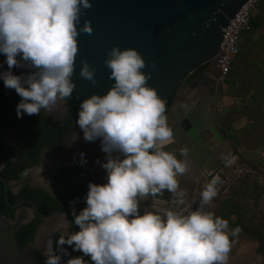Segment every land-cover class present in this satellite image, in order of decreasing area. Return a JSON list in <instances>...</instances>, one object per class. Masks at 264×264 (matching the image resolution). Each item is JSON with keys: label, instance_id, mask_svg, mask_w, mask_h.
<instances>
[{"label": "clouds", "instance_id": "obj_1", "mask_svg": "<svg viewBox=\"0 0 264 264\" xmlns=\"http://www.w3.org/2000/svg\"><path fill=\"white\" fill-rule=\"evenodd\" d=\"M92 0H0V54L8 70L0 72L6 88L21 97L18 118L52 112L71 97L79 52L78 37L92 34L91 20L81 26L84 10ZM105 65L114 81L106 94H92L79 105L76 123L85 141L100 139L106 162V183L89 182L86 207L73 221L63 213L58 240L44 248L45 264H62L65 245L80 251L63 264H228L231 237L229 221L206 211L218 194L219 176H213L199 193L198 207L180 189L178 177L191 169L187 146L169 150L174 130L168 123L167 105L155 87L147 83L151 72L136 48L113 46ZM27 68L17 75L12 69ZM156 67V61L151 62ZM96 68L82 62L80 76L96 85ZM71 143L79 139L73 132ZM80 164L87 163L84 152ZM100 162V161H98ZM232 158H225L231 164ZM164 190L173 193L175 208L163 214L141 213L140 203ZM73 224L78 231H69ZM90 257V261L84 259Z\"/></svg>", "mask_w": 264, "mask_h": 264}, {"label": "water", "instance_id": "obj_2", "mask_svg": "<svg viewBox=\"0 0 264 264\" xmlns=\"http://www.w3.org/2000/svg\"><path fill=\"white\" fill-rule=\"evenodd\" d=\"M247 1L249 0H92V8L84 10L81 17V26L84 21L91 20L94 31L92 34L82 33L78 37L79 52L73 75L76 84L73 92L75 99L80 105L92 94H106L112 87L114 81L109 78L111 70L106 67L105 59L113 46L118 45L121 49L136 48L147 63L143 71L151 72V78L147 82L149 86L155 87L164 100L170 96L176 98L174 115L179 122L186 119L182 126L184 133L181 130V133H174L177 139L185 136L189 142H195L185 159L191 165L195 162L202 165L206 161L205 156L211 157L203 165L207 177L210 179L215 173V176L221 178V183H228L238 174L240 164L233 159L228 147L222 145L223 139L218 133L212 131L209 134V120L206 119L209 113L202 110L201 99L181 84L200 70L205 62L218 55L226 27ZM84 60L97 70L96 85L80 76ZM153 60L156 61L155 68L151 67ZM210 80V76L205 74L200 81ZM184 96L188 99L185 101L188 110L183 109L182 113L178 106ZM216 140L222 144L219 146ZM170 147L179 150L175 141L168 149ZM226 157L233 159L230 165L225 163ZM50 159L48 163L45 160L41 168L32 170L37 174L49 172V175L40 179L43 186L47 185L44 180L48 182V178L57 176L56 172L70 167L73 152L52 154ZM208 163L214 164L210 173L207 170ZM75 179L71 176L65 183L76 182ZM0 181L4 185L5 199L10 207L19 208L27 203L39 215H48L40 213L31 201L11 204L9 184L2 178Z\"/></svg>", "mask_w": 264, "mask_h": 264}, {"label": "flooded vegetation", "instance_id": "obj_3", "mask_svg": "<svg viewBox=\"0 0 264 264\" xmlns=\"http://www.w3.org/2000/svg\"><path fill=\"white\" fill-rule=\"evenodd\" d=\"M5 61L6 56L4 54H0V72L8 70V65L5 63ZM202 68L203 67H201L200 70L196 71L192 76L184 81L181 86L185 89L192 90L201 99L202 110L209 113L208 118H206L209 120V133H217L216 128L214 127L216 121L214 107L218 97L219 86L212 78L209 82L200 81L202 76L205 74L207 75L208 73L206 69ZM12 70L17 75L26 73L28 71L27 68L21 67H15ZM185 96H188V94L185 93ZM187 100L188 99L186 97L180 100L178 108L181 109V112L183 109L184 111L188 110L187 104H185V101ZM175 102L176 98L173 97L172 104L167 108L166 115L168 118V123L173 128L174 133L177 131L180 133L182 131L184 133V128L182 126L186 119L179 122L175 117L173 112V106ZM41 112L45 114L46 117L43 121L45 131L42 133L43 141L40 143L37 155L33 158V160H35L34 164L33 166L25 169L24 175L20 180H11L7 183L9 184V191L15 195H19L23 188L28 186L30 188V192H32L34 197H36L37 202H34L30 199H25L19 201L18 203L31 201L35 204L40 213L48 215H39L35 208L27 203L23 204L19 208H12L8 205L10 208L14 209V215L12 218L5 216L0 212V216L12 219L11 221L14 222V226L11 231L13 232V238L15 239V242L22 252H20V254L18 252H14L13 257L15 260L20 259V261L24 262L25 264H45L46 257L43 254L44 248L47 246L49 240H52L55 246V241L58 240L59 235L63 234L62 232L57 231L58 224L63 220V213L65 212L67 214L69 221H73V208L76 209L78 214L80 210L86 207L84 197L87 194L89 182L102 184L106 183L107 179V172L102 167V162H106V160L104 159L105 153L102 151L100 139L92 142L85 141L83 130L80 129L79 125L76 123L78 120V114H69L67 101H61L52 112H47L45 110H42ZM73 132L79 134V139L75 141L73 145L71 144V146H69L66 143H71L72 139L74 138ZM180 137L181 138L179 139L175 137L174 140L178 148L186 145L184 142L185 140L183 141L185 136L184 138L182 136ZM0 139L3 140L8 147L7 156L9 161L19 162L20 154H22L25 160L27 159V163L32 160V158L27 156L28 148L26 145L21 146L22 140L19 131L11 129L1 135ZM193 145H195V142L188 141V149ZM211 149L212 148L210 147V150ZM68 152H73V162L70 164V167L56 172L57 176L54 178H48V182L44 180L47 185L43 186L42 180L40 179L43 177L45 178L46 175H49V172H40L37 174L32 172V170L35 168H41L45 160L47 163L50 162L51 159L53 160V156L50 159L52 154L61 155ZM81 152L85 153L87 159V163L84 165H81L79 162L81 159L79 153ZM202 155L204 154L202 153ZM178 158L180 157L178 156ZM183 158L185 159V157ZM210 158L211 157L206 158L205 156L206 161L202 165H198L195 162V164L191 165V169L188 173L179 176V189L182 187V185H184V183L191 182L194 190L193 198L196 199V194L197 192H200V187H202V179H208L210 181V179L215 176V173H213L209 179L205 169L203 168V165L206 164ZM207 168L210 169V166H207ZM5 169L6 163L0 162V172H3ZM71 176H73V179L76 178V182L65 183L66 180ZM153 197L155 196L149 195L147 202L141 201V213H143L145 208H147L149 211L162 213L161 211H163V209H161V206H156ZM18 203L11 204L15 205ZM45 206L46 211L42 210V208ZM21 209H24L26 212V215H23V217H20V213H18V211ZM28 212L30 215L27 214ZM33 224H35V233L31 241L27 242L25 245L19 246L20 243L17 240L19 232L25 227L33 226ZM78 230V226L73 224L69 231ZM27 233L28 232H24L22 237H27ZM65 248L67 249L68 254H64L62 256V264L71 257L83 255V253L80 251H74L72 246L65 245ZM84 259L86 261H90L89 256H85Z\"/></svg>", "mask_w": 264, "mask_h": 264}, {"label": "rangeland", "instance_id": "obj_4", "mask_svg": "<svg viewBox=\"0 0 264 264\" xmlns=\"http://www.w3.org/2000/svg\"><path fill=\"white\" fill-rule=\"evenodd\" d=\"M232 71L233 74L231 72L218 89L214 127L223 144L215 142L230 149L233 159L240 164V170L230 184L219 183L217 187L220 189L212 203L216 204L225 197L220 217L229 221V212L232 211L238 215L234 223L260 228L264 226V105L250 102L253 99L251 92L261 90L264 83V0L253 12L252 29L243 36L241 54ZM238 101L245 104H238ZM241 115L245 121H238L237 117ZM205 180L202 179V183ZM208 210L218 216L219 211H213L211 206Z\"/></svg>", "mask_w": 264, "mask_h": 264}, {"label": "trees", "instance_id": "obj_5", "mask_svg": "<svg viewBox=\"0 0 264 264\" xmlns=\"http://www.w3.org/2000/svg\"><path fill=\"white\" fill-rule=\"evenodd\" d=\"M253 25V21H252ZM243 43V40H242ZM202 69H205L204 67ZM21 100V97L16 93L14 89L6 88L3 80H0V136L5 132L15 129L20 132L21 135V146L26 145L28 148L29 158H32L30 162H26L25 158L20 154L19 162H11L8 160V147L3 140L0 139V162L6 163V169L0 172V177L5 181L9 182L11 180H20L26 168L33 166V158L37 155L40 143L43 141L42 133L45 131L43 124L45 114L42 112L40 114L27 115L25 114L23 118H18L16 113V106ZM69 108V114H78L79 104L72 94L71 97L66 99ZM167 108L173 102V96L167 97L165 100ZM9 202L18 203L19 201L30 199L37 202L34 194L30 192L28 186L24 187L19 195H15L9 191ZM46 211V206L42 208ZM0 212L5 216L10 218L14 215V209L10 208L7 204L4 194V185L0 182ZM35 224L33 226H28L23 228L18 235V242L20 245H25L27 242L31 241L35 233ZM24 232H28L27 237H22Z\"/></svg>", "mask_w": 264, "mask_h": 264}, {"label": "crops", "instance_id": "obj_6", "mask_svg": "<svg viewBox=\"0 0 264 264\" xmlns=\"http://www.w3.org/2000/svg\"><path fill=\"white\" fill-rule=\"evenodd\" d=\"M253 26V25H252ZM249 33V32H248ZM236 63V61H235ZM235 65V64H234ZM233 74V71H232ZM237 76V72L235 74V77ZM264 78V75L262 76ZM261 90H256L251 92V95L253 96L251 104H258V102H261V104L264 105V83L260 86ZM220 88V87H219ZM248 89V88H247ZM249 90V89H248ZM249 95V93L247 94ZM261 99L262 101H259ZM242 103L245 104V102L238 101V104ZM245 115V114H244ZM244 115H241V117H237L238 121H245L246 118ZM256 118V117H255ZM264 120V117H263ZM260 134V133H259ZM209 182V180H205L202 185L203 187ZM229 183V182H228ZM228 183H221L222 185H228ZM230 184V183H229ZM202 187V189H203ZM180 189L186 190L187 199L189 201H195L193 203V209L198 207L199 204V193L197 192L196 199L193 198L194 196V190L193 185L191 182L184 183ZM178 188L177 191L180 190ZM218 189H220L218 187ZM201 191V190H200ZM149 196L142 200L143 202L148 201ZM154 198V202L156 206H161V209L163 211L157 212L159 214H163L166 209L168 208H175L176 205L172 203L173 199V193H171L168 190H164L163 193L157 194ZM264 201V199H263ZM212 205L216 206V210L212 207ZM211 207L212 210L218 213V216L221 214L225 205V197H222L218 203L214 204L212 203ZM208 208V207H207ZM206 208V209H207ZM205 209V210H206ZM209 211V210H208ZM230 214V220H229V227L230 229H235L236 227H239L241 231L236 237H231V251L229 253V259L228 264H264V226L255 227L254 225H238L237 223H234L233 221H236V218H238L237 213H231ZM20 213V217H23V215H26L24 209H21L18 211ZM27 214L30 215L28 212ZM12 219H8L7 217L0 216V264H23L24 262L19 260H15L13 257L14 252H22V250L18 247L17 243L15 242V239L13 238V232L11 231L14 222L11 221ZM21 246V245H19ZM25 264V263H24Z\"/></svg>", "mask_w": 264, "mask_h": 264}, {"label": "built area", "instance_id": "obj_7", "mask_svg": "<svg viewBox=\"0 0 264 264\" xmlns=\"http://www.w3.org/2000/svg\"><path fill=\"white\" fill-rule=\"evenodd\" d=\"M262 0L247 1L230 21L224 32L218 55L204 63L207 75L221 86L229 78L235 61L241 54L243 36L251 31L253 12Z\"/></svg>", "mask_w": 264, "mask_h": 264}, {"label": "bare ground", "instance_id": "obj_8", "mask_svg": "<svg viewBox=\"0 0 264 264\" xmlns=\"http://www.w3.org/2000/svg\"><path fill=\"white\" fill-rule=\"evenodd\" d=\"M210 133H211V132H210ZM210 133H209V134H210ZM184 140H185V141H184ZM183 141H184L185 144H186V145H183V146H187V145H188V140L183 139ZM181 143H182V142H181ZM169 150H176V151H177V155L179 156L178 149H177L176 147H170ZM209 150H210V149H209ZM228 150H230V149L228 148ZM207 166H210V169L207 168V170L209 171V173L212 172L213 169H214V164H213V163H208ZM212 207L214 208V210L217 209L216 206H214V205H212Z\"/></svg>", "mask_w": 264, "mask_h": 264}]
</instances>
